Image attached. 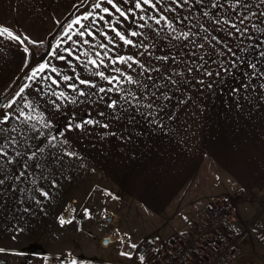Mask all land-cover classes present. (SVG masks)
<instances>
[{"label":"snow or ice","instance_id":"snow-or-ice-1","mask_svg":"<svg viewBox=\"0 0 264 264\" xmlns=\"http://www.w3.org/2000/svg\"><path fill=\"white\" fill-rule=\"evenodd\" d=\"M71 7L51 41L0 21V42L21 49L7 87L0 77V209L10 198L9 215L44 211L41 197L51 193L38 180L63 175L73 161L84 167L80 141L127 147L154 133L183 141L209 91L229 96L241 114L264 112V0H75ZM117 238L126 245L120 254L138 264H152L163 247H151L159 237L143 245L130 233ZM191 257L202 264L195 251ZM54 259L92 264L71 251Z\"/></svg>","mask_w":264,"mask_h":264},{"label":"crops","instance_id":"crops-1","mask_svg":"<svg viewBox=\"0 0 264 264\" xmlns=\"http://www.w3.org/2000/svg\"><path fill=\"white\" fill-rule=\"evenodd\" d=\"M74 2L0 0V21L34 38L51 41L58 34L56 20L71 14ZM20 53L16 45L0 42V77L5 87L20 62ZM200 100L205 111L197 114L192 109L189 122L193 127L183 141L162 133L141 137L139 143L127 147L116 142L92 147L80 141L87 157L85 166L73 161L64 167L63 175L48 176L46 190L57 197L70 194L72 198L66 202L76 201L82 208L80 214L88 208L91 217L82 214L86 223L101 225L107 215V222H113L122 236L130 209L136 206L144 223L133 242L159 237L154 245L165 247L190 236L194 216L204 212L214 199L223 198L231 205L232 214L214 223V236L240 244L245 237L252 245L264 246V112L241 114L231 107L230 97L221 92L213 95L209 91ZM53 178L58 181L55 188L50 186ZM177 205L181 207L178 214ZM59 210L51 207L43 213L54 215ZM10 211L0 209V213ZM52 222V217L49 224L46 222L51 234ZM258 256L264 258V254ZM244 257L249 263L258 260L253 255H241L237 264Z\"/></svg>","mask_w":264,"mask_h":264},{"label":"rangeland","instance_id":"rangeland-1","mask_svg":"<svg viewBox=\"0 0 264 264\" xmlns=\"http://www.w3.org/2000/svg\"><path fill=\"white\" fill-rule=\"evenodd\" d=\"M81 11H83V9H81ZM38 51H43V49H39ZM44 181L45 180H38V183L45 187ZM21 187H25V185L21 184ZM27 187L33 189V195H38L33 186L28 185ZM49 192L51 193L50 199L43 200L41 197L44 212H47L45 209L59 207L60 210L57 214H44L39 210L38 206L34 207L31 213L24 215L22 219L18 211L15 213L12 212V215H9L7 212L0 213V247L15 250L14 252L0 253V264H56L54 258L68 251H71L81 259L91 258L92 264H138L135 256L129 259L120 254L121 248H126V245H123L122 241L117 238L122 235L113 227V222H107V215L102 217L101 225L97 226L92 221L86 223L83 220L82 214L84 213L80 214L82 208L76 204V201L70 203L66 202L67 200H71L72 196L70 194L64 197H57L51 191ZM19 195L20 194L17 193V196ZM25 195H27V193H25ZM80 200L83 201L82 198H80ZM214 203L229 204L226 199H214L204 212L197 213L194 216L192 223L194 224L196 219L205 214ZM178 205L176 207V214H178V209L181 208ZM11 208L12 203L9 199V204L6 205L5 209ZM132 208L130 209L131 214L128 215L125 224V230L126 234H131L132 241H134L135 238L140 236L143 227L142 224L144 222L143 219L137 215V213H140V209L136 206ZM230 209L232 214V208L230 207ZM60 215H64L66 221L73 216L75 219H72L71 223L66 222L61 225L58 219ZM13 217H15V219H13ZM50 217L53 218L52 225L54 231H52V234L46 226V222L49 224ZM47 218L48 221L46 220ZM17 223L20 224L23 229L18 233L13 230V226ZM108 236H111L113 241H109L107 245H101L100 240ZM213 238L207 250V252L209 251V257L214 256L215 244L217 242H224L234 244L232 248L233 258L230 264H237L236 259L241 255H253L258 259L257 262L253 264H264V258L258 256L259 254H264L263 245H261V247L260 245H252L248 243L250 241L246 240L245 237L242 239V244H240V242L231 241V238H222L217 234L213 236ZM182 239H184V237ZM174 242L175 241H173V243ZM164 247L165 246L162 248ZM245 264H251V262L245 261Z\"/></svg>","mask_w":264,"mask_h":264},{"label":"built area","instance_id":"built-area-1","mask_svg":"<svg viewBox=\"0 0 264 264\" xmlns=\"http://www.w3.org/2000/svg\"><path fill=\"white\" fill-rule=\"evenodd\" d=\"M230 214L229 204L214 203L205 214L196 219L189 237L178 239L172 245L161 248L160 254L153 255L152 264H172L173 258H175L176 264H190L192 251L197 253L202 264H230L233 258L234 244L217 242L214 256L209 257V251L207 252L214 239L212 231L214 223L230 216ZM144 241L146 240L140 241L139 244L143 245ZM156 246L151 245L153 249ZM141 250H143L142 247Z\"/></svg>","mask_w":264,"mask_h":264},{"label":"water","instance_id":"water-1","mask_svg":"<svg viewBox=\"0 0 264 264\" xmlns=\"http://www.w3.org/2000/svg\"><path fill=\"white\" fill-rule=\"evenodd\" d=\"M109 241H113V238L111 236L105 237L101 240V245H107Z\"/></svg>","mask_w":264,"mask_h":264},{"label":"trees","instance_id":"trees-1","mask_svg":"<svg viewBox=\"0 0 264 264\" xmlns=\"http://www.w3.org/2000/svg\"><path fill=\"white\" fill-rule=\"evenodd\" d=\"M253 261V260H252ZM251 261V264H253V262Z\"/></svg>","mask_w":264,"mask_h":264}]
</instances>
